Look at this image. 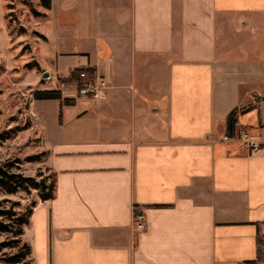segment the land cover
<instances>
[{"label":"crops","instance_id":"1","mask_svg":"<svg viewBox=\"0 0 264 264\" xmlns=\"http://www.w3.org/2000/svg\"><path fill=\"white\" fill-rule=\"evenodd\" d=\"M46 14L40 65L61 100L53 198L23 232L32 263L264 264V0H51ZM78 70L104 80L102 99L78 97ZM234 111L258 152L227 137Z\"/></svg>","mask_w":264,"mask_h":264},{"label":"rangeland","instance_id":"2","mask_svg":"<svg viewBox=\"0 0 264 264\" xmlns=\"http://www.w3.org/2000/svg\"><path fill=\"white\" fill-rule=\"evenodd\" d=\"M49 22L39 0H0V170L47 187L54 175L49 168L46 128L51 126L56 104L36 101L34 94L60 83L51 80L40 65ZM44 73L48 79L42 78ZM235 139L240 141L241 134ZM25 186L27 190L14 194L0 188V211L14 214L0 218L3 225L11 226V233H0V264H33L27 255L19 263L11 262L18 253H25L22 245L26 244V225L18 228L15 221L27 213L28 219L40 201V191ZM13 229L21 234L14 236Z\"/></svg>","mask_w":264,"mask_h":264},{"label":"trees","instance_id":"3","mask_svg":"<svg viewBox=\"0 0 264 264\" xmlns=\"http://www.w3.org/2000/svg\"><path fill=\"white\" fill-rule=\"evenodd\" d=\"M39 3L41 7L45 10H49L51 6V0H39ZM83 72L82 70L75 71L70 76L71 82H77L78 75ZM88 72L89 71H85ZM90 74V73H89ZM34 99L36 101H51V100H61V94L58 91H38L34 94ZM235 122H236V111L232 112L230 116L227 119L226 122V132L227 137L229 138H235ZM25 184L30 185L32 188L40 191V200L42 202L51 200L53 198V192H54V180L51 182L50 186L47 187L44 183H35L31 179H24L19 175H10L6 173L3 170H0V188L4 190L8 194H14L17 191H25L27 190V187ZM31 214V212H29ZM4 216H11L13 217L14 214H11L10 212L6 211H0V218ZM27 214H22L18 219H16V226L19 228L21 225H27L28 219ZM11 233V226L9 225H3L0 222V233ZM14 236H19L21 234V230L17 229L14 233ZM260 248L262 245L260 244ZM22 248L25 250V253H18L16 257L11 259V262L13 263H19L21 259H23L26 255L29 256V247L26 244L22 245Z\"/></svg>","mask_w":264,"mask_h":264},{"label":"built area","instance_id":"4","mask_svg":"<svg viewBox=\"0 0 264 264\" xmlns=\"http://www.w3.org/2000/svg\"><path fill=\"white\" fill-rule=\"evenodd\" d=\"M77 80V95L79 98L91 101H99L102 99L103 92L106 89V84L101 77L90 75L89 73L83 71L78 75ZM240 142L252 153L259 151V145L245 133L241 134ZM143 221L144 218L141 214L134 217V224L137 229L142 228ZM261 251L264 254V242L262 244Z\"/></svg>","mask_w":264,"mask_h":264},{"label":"water","instance_id":"5","mask_svg":"<svg viewBox=\"0 0 264 264\" xmlns=\"http://www.w3.org/2000/svg\"><path fill=\"white\" fill-rule=\"evenodd\" d=\"M42 78H43V79H47V78H49V75H48L47 73H44V75H43Z\"/></svg>","mask_w":264,"mask_h":264}]
</instances>
